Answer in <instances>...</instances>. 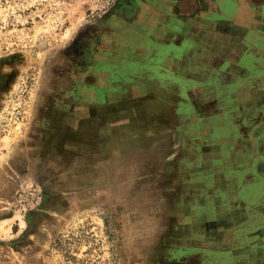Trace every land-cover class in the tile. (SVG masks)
I'll return each mask as SVG.
<instances>
[{
	"label": "rangeland",
	"instance_id": "1",
	"mask_svg": "<svg viewBox=\"0 0 264 264\" xmlns=\"http://www.w3.org/2000/svg\"><path fill=\"white\" fill-rule=\"evenodd\" d=\"M117 3L0 0V264H191L180 164L169 178L90 98L117 90L91 74Z\"/></svg>",
	"mask_w": 264,
	"mask_h": 264
},
{
	"label": "crops",
	"instance_id": "2",
	"mask_svg": "<svg viewBox=\"0 0 264 264\" xmlns=\"http://www.w3.org/2000/svg\"><path fill=\"white\" fill-rule=\"evenodd\" d=\"M102 22L91 74L117 90L90 98L169 178L180 164L184 257L264 264V0H120Z\"/></svg>",
	"mask_w": 264,
	"mask_h": 264
},
{
	"label": "flooded vegetation",
	"instance_id": "3",
	"mask_svg": "<svg viewBox=\"0 0 264 264\" xmlns=\"http://www.w3.org/2000/svg\"><path fill=\"white\" fill-rule=\"evenodd\" d=\"M119 2H120V0H118L117 5L119 4ZM117 5H116V6H117ZM114 9H115V8H114ZM113 11H114V10H112L111 12H113ZM186 254H188V253H186ZM184 259H188V258H185V257H184Z\"/></svg>",
	"mask_w": 264,
	"mask_h": 264
}]
</instances>
